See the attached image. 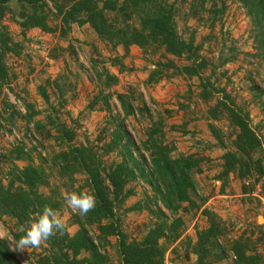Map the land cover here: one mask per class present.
Wrapping results in <instances>:
<instances>
[{
	"label": "rangeland",
	"instance_id": "374dc122",
	"mask_svg": "<svg viewBox=\"0 0 264 264\" xmlns=\"http://www.w3.org/2000/svg\"><path fill=\"white\" fill-rule=\"evenodd\" d=\"M165 1L175 5L176 22L182 37L187 41L193 37L194 44L202 46L200 54L208 61L203 79L212 85L205 88L206 92L202 90L203 82L198 77H168L150 84V74L158 63L173 60L178 67L189 65L187 60L165 55L162 50L150 53L133 46L126 55L122 47L113 48L99 38L89 25L73 24L68 34L62 36L63 25L52 0L46 2L48 24L56 29L54 33L36 28L24 33L12 20L13 15H7L1 26L7 27L11 38L22 44L23 50L19 56L11 54L6 57L11 81L0 87V155L7 156L18 146L29 151L39 144L38 151L32 154L33 163H42L41 154L50 175L48 184L39 192L52 202H60L61 207L56 213L72 237L79 230L72 224L73 217L79 213L68 207L64 197L73 192L92 194L87 186L88 176L76 174L73 183L67 178H59L51 161L67 146L38 134L35 122L52 129L54 118L73 128L76 137L72 145L94 147L102 168L107 170L124 159L121 147L110 148L116 129L121 126L122 131L131 135L133 157L146 161L149 166L154 151L148 144V135L159 128L155 138L173 149L171 158L184 155L200 161L199 172L193 177L196 188L191 195L196 207L183 203L173 215L163 207L148 183L141 178L133 180L126 188L133 191V196L117 207L119 230L128 237V242H141L155 227L157 217L146 206L155 211L157 205L169 218L183 222L179 230L181 235L176 240L160 242L165 249V264H198L194 252L198 233L211 227V218L223 229V235L210 240L206 264H234L236 258L231 249L236 242L248 245L249 251L253 248L264 256L262 183L256 182L255 178L244 181L237 172L227 179L223 177L224 155L236 151L233 142L237 132L226 118L221 116L219 120H213L211 114L220 101L229 97V104L232 102L249 116L250 125L260 138L264 151V62L257 57L255 27L239 0H206L204 4L202 0ZM12 8L16 19L22 21L24 14L20 13L19 6L13 4ZM108 15L110 19L115 16ZM116 59L118 64H115ZM225 61L228 62L224 64ZM106 71L118 80L112 87L105 86V77L98 80L97 74ZM53 82L61 85L63 98L53 87ZM40 88H45L49 103L42 98ZM209 93L213 95L206 100ZM118 95H125L128 103L134 104V114L125 117ZM107 96L110 98L106 99ZM63 102L64 106H60ZM28 106L38 112L31 123L27 121ZM13 129L22 137L19 144H10L5 139L4 134ZM52 134L57 136L55 130ZM125 143L123 140L121 145ZM177 144L181 146L180 151ZM258 156L259 153L255 158ZM15 163L20 169L27 165L24 161ZM0 169L7 185L12 166L4 158ZM134 207L138 209L131 210ZM103 223L109 224L108 221ZM23 228H18L17 221L11 218L0 219V237L10 240L11 249L22 264H36L41 257L52 254L54 249L46 242L36 248L17 251L14 235L24 231ZM89 231L97 241L100 236L97 226L90 227ZM119 245V237H109L108 244L102 248L108 264H121ZM81 257H88V254L83 253Z\"/></svg>",
	"mask_w": 264,
	"mask_h": 264
},
{
	"label": "trees",
	"instance_id": "16d2710c",
	"mask_svg": "<svg viewBox=\"0 0 264 264\" xmlns=\"http://www.w3.org/2000/svg\"><path fill=\"white\" fill-rule=\"evenodd\" d=\"M205 1L202 0L203 4ZM239 1L255 27L257 57L264 62V0ZM52 2L57 10V16L61 19L64 37L73 24L80 27L89 25L99 38L109 42L113 48L122 47L126 55L131 47L137 46L150 53L162 50L165 55L189 62V65L184 67H178L173 60L158 63L150 74L148 80L150 84L158 83L163 78L187 76L198 77L203 82L201 88L204 92L205 88L212 87L211 82L203 79L208 61L200 54L202 46H196L193 37L187 41L179 33L175 5H170L165 0H52ZM13 4L19 6L20 13L24 14L22 21L16 19ZM109 13L115 16L110 19ZM9 14L13 15L12 20L24 33L35 28L46 33L56 32V29L50 28L48 24L49 10L46 0H0V87L11 81L6 57L11 54L19 56L23 50L22 44L14 42L11 38L7 27L1 26ZM117 61L118 59L115 60V64H118ZM97 77L99 81L105 77L106 87H112L118 82L117 78L107 71L97 74ZM52 85L63 98L61 85L57 82H53ZM40 94L45 102H50L45 88H40ZM212 95L213 93L207 94L205 99L209 100ZM109 98L110 96L106 97ZM118 101L125 117L135 113L134 104L128 103L125 95H118ZM64 102L60 106H64ZM106 102L108 105V101ZM232 104V102L229 104V97L226 96V100L220 101L211 112L213 120H219V117L223 116L237 132L233 142L236 151L224 155L223 177L227 179L230 174L237 172L244 181L255 178L256 182L262 183L264 190L262 142L252 129L249 116ZM28 111L27 121L31 123L38 112L32 106H28ZM52 119V129H47L41 122L34 124L38 134L67 146L65 151L53 158L51 166L57 171L60 179L67 178L72 183L75 182L76 174L87 175V186L92 190L96 204L87 215L79 214L73 217L72 224L79 227L74 236L71 237L64 228L63 232H57L46 241L54 251L52 250L51 255L38 259L36 264H108V258L102 252V248L108 244L109 237L120 238L121 264H165V249L160 242L165 240L166 243H171L176 240L181 235L179 230L183 224L182 220L169 218L157 205L155 211L145 205L151 214H155L158 222L141 242L129 243L128 237L119 230L117 207L133 196V191L126 189L129 183L141 178L153 188L154 194L159 196V201L165 209L172 212L171 214L175 215L183 203L195 208L196 203L191 195L196 188L193 177L199 172L200 161L184 155L171 158L173 149L164 146L161 140L155 138L160 132V129L156 128L148 135V144L154 151L151 165L148 166L146 161H138L133 157L130 150V146L133 145L132 137L127 131H122L120 126L113 133L114 140L110 148L121 147L124 159L122 163L107 170L102 168L94 147L86 144L80 147L72 145L76 137L74 129ZM52 130L56 131L57 136H53ZM123 140H126V143L121 145ZM38 148V143L29 151L23 146H18L7 156L0 155V162L5 158L12 166L7 175V185L3 181L0 169V219L8 217L16 220L20 229L29 228L36 219V214L45 206L55 211L61 207L60 202H52V199L44 197L39 192L41 187L48 184L50 175L41 154L42 163L39 165L33 163L32 154L37 152ZM41 148L44 149L43 146ZM257 153L260 156L255 158ZM18 161L26 162V167L20 169L15 163ZM136 209L138 208L134 207L131 210ZM206 214L211 217L209 212ZM105 221L109 224H104ZM94 225L100 232L97 241L90 236L89 231ZM25 228L14 235L16 241L25 234L27 230ZM220 235H223V229L215 223L214 218H211V227L198 233V243L194 248L198 264H206L205 260L210 255L207 246L212 238L217 239ZM249 250L248 245L236 242L231 249L236 258L234 264L263 263L264 256L259 255L253 248ZM83 253H87L88 257L82 258ZM220 258L222 259V256ZM0 264H22L12 251L10 240L1 237Z\"/></svg>",
	"mask_w": 264,
	"mask_h": 264
},
{
	"label": "clouds",
	"instance_id": "9594fccd",
	"mask_svg": "<svg viewBox=\"0 0 264 264\" xmlns=\"http://www.w3.org/2000/svg\"><path fill=\"white\" fill-rule=\"evenodd\" d=\"M66 204L81 216L87 215L94 209L96 199L93 194L80 192L69 193L64 197ZM65 225L56 211L45 206L36 214V219L30 224L25 234L17 241V251L29 247L36 248L48 241L57 232H63Z\"/></svg>",
	"mask_w": 264,
	"mask_h": 264
},
{
	"label": "built area",
	"instance_id": "2783aa9c",
	"mask_svg": "<svg viewBox=\"0 0 264 264\" xmlns=\"http://www.w3.org/2000/svg\"><path fill=\"white\" fill-rule=\"evenodd\" d=\"M5 139L10 141V144H19L22 141V137L19 132L15 129L10 130L9 133L4 134ZM32 143L34 144L33 140ZM35 145V144H34Z\"/></svg>",
	"mask_w": 264,
	"mask_h": 264
},
{
	"label": "crops",
	"instance_id": "0c3cea01",
	"mask_svg": "<svg viewBox=\"0 0 264 264\" xmlns=\"http://www.w3.org/2000/svg\"><path fill=\"white\" fill-rule=\"evenodd\" d=\"M176 146H177L178 150L180 151V149H179V147H181L180 144H177Z\"/></svg>",
	"mask_w": 264,
	"mask_h": 264
}]
</instances>
